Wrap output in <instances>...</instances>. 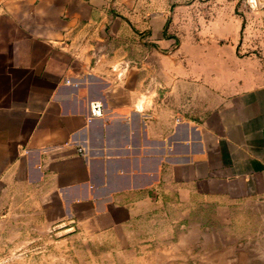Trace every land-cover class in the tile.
<instances>
[{
  "label": "crops",
  "instance_id": "0c3cea01",
  "mask_svg": "<svg viewBox=\"0 0 264 264\" xmlns=\"http://www.w3.org/2000/svg\"><path fill=\"white\" fill-rule=\"evenodd\" d=\"M132 25L112 0H0V264L167 203L262 217L264 83L157 66L152 40L138 66Z\"/></svg>",
  "mask_w": 264,
  "mask_h": 264
},
{
  "label": "rangeland",
  "instance_id": "374dc122",
  "mask_svg": "<svg viewBox=\"0 0 264 264\" xmlns=\"http://www.w3.org/2000/svg\"><path fill=\"white\" fill-rule=\"evenodd\" d=\"M112 2L119 16L133 24L135 42L130 29L126 50L135 53L138 66L149 50L142 41L152 40L157 66L160 58L154 52L172 54L167 65H178L185 74L193 66L201 71L214 67L219 86L225 67H237L240 59L247 80L264 83V0ZM191 205L179 212L167 203L166 210L140 213L103 232L96 225L88 230L56 229L41 238L49 249L38 252L33 264H264V213L256 219L234 211L213 218L207 211L187 210Z\"/></svg>",
  "mask_w": 264,
  "mask_h": 264
},
{
  "label": "water",
  "instance_id": "95a60500",
  "mask_svg": "<svg viewBox=\"0 0 264 264\" xmlns=\"http://www.w3.org/2000/svg\"><path fill=\"white\" fill-rule=\"evenodd\" d=\"M70 230H72V229H70ZM70 230H67V231H70Z\"/></svg>",
  "mask_w": 264,
  "mask_h": 264
}]
</instances>
